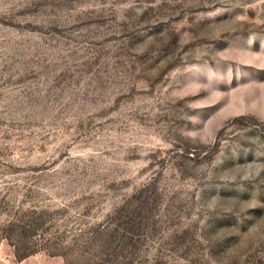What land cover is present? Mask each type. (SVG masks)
<instances>
[{"label": "rangeland", "instance_id": "rangeland-1", "mask_svg": "<svg viewBox=\"0 0 264 264\" xmlns=\"http://www.w3.org/2000/svg\"><path fill=\"white\" fill-rule=\"evenodd\" d=\"M0 264H264V0H0Z\"/></svg>", "mask_w": 264, "mask_h": 264}]
</instances>
